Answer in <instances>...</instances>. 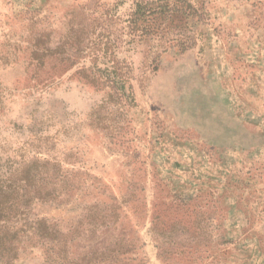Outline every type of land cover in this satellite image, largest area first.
Here are the masks:
<instances>
[{"label":"rangeland","instance_id":"rangeland-1","mask_svg":"<svg viewBox=\"0 0 264 264\" xmlns=\"http://www.w3.org/2000/svg\"><path fill=\"white\" fill-rule=\"evenodd\" d=\"M136 1L0 0V178L68 174L31 213L64 264H264V0H169L152 34Z\"/></svg>","mask_w":264,"mask_h":264},{"label":"trees","instance_id":"trees-1","mask_svg":"<svg viewBox=\"0 0 264 264\" xmlns=\"http://www.w3.org/2000/svg\"><path fill=\"white\" fill-rule=\"evenodd\" d=\"M157 3L158 6L154 7ZM164 13H173L169 0H138L132 21L129 22L138 24L148 20L144 31L147 34L160 33L163 26L159 22L165 18L158 15ZM45 50L49 55L50 49ZM45 56L39 50L33 52L35 61H43ZM110 84L114 85L112 89L117 95L120 92L115 85L123 86L126 83L121 81V84H117L112 81ZM14 174L12 179L0 178V264H14L18 261L21 258V243L26 251L41 250L45 264H54L56 260L67 263L68 245L60 239L61 233L55 231L46 219H31V213L36 202H55L62 195L68 194L73 187L68 174L62 173L60 164L47 160L26 163Z\"/></svg>","mask_w":264,"mask_h":264}]
</instances>
